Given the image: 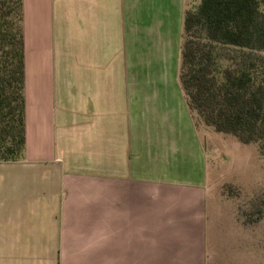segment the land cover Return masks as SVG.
<instances>
[{"label":"crops","instance_id":"1","mask_svg":"<svg viewBox=\"0 0 264 264\" xmlns=\"http://www.w3.org/2000/svg\"><path fill=\"white\" fill-rule=\"evenodd\" d=\"M20 6L24 149L0 162V264H207L212 129L178 82L184 0Z\"/></svg>","mask_w":264,"mask_h":264},{"label":"trees","instance_id":"2","mask_svg":"<svg viewBox=\"0 0 264 264\" xmlns=\"http://www.w3.org/2000/svg\"><path fill=\"white\" fill-rule=\"evenodd\" d=\"M186 1H195L185 8ZM21 0H0V162L22 158ZM13 20L14 31L9 26ZM178 82L187 109L264 156V10L259 0H184ZM257 213L260 212L257 210Z\"/></svg>","mask_w":264,"mask_h":264},{"label":"rangeland","instance_id":"3","mask_svg":"<svg viewBox=\"0 0 264 264\" xmlns=\"http://www.w3.org/2000/svg\"><path fill=\"white\" fill-rule=\"evenodd\" d=\"M259 1L264 10V0ZM194 4L186 1L185 8ZM13 24L10 19L11 31ZM5 51L6 47L0 56L5 57ZM194 124L204 128L195 115ZM208 134L213 166L207 183L214 186L209 194L214 217L208 230L207 264H264V156L255 144H240L212 130ZM218 196L226 205H220Z\"/></svg>","mask_w":264,"mask_h":264}]
</instances>
